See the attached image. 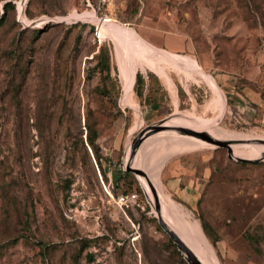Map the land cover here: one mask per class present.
I'll list each match as a JSON object with an SVG mask.
<instances>
[{
  "label": "rangeland",
  "instance_id": "374dc122",
  "mask_svg": "<svg viewBox=\"0 0 264 264\" xmlns=\"http://www.w3.org/2000/svg\"><path fill=\"white\" fill-rule=\"evenodd\" d=\"M8 1L14 7L5 8ZM127 32L155 62L137 64ZM102 43L116 99L95 67ZM136 72L146 82L147 72L157 76L161 101L140 103ZM219 79L264 88V0H0V264H188L159 225L151 190L152 201L133 172L122 177L127 164L147 173L165 220L207 264H231L230 257L217 250V260L189 221L209 224L215 244L264 264V161H236L208 141L258 158L264 106L232 103ZM88 126L106 181L86 145ZM168 160L200 187L167 183L164 192ZM253 233L258 240L248 242Z\"/></svg>",
  "mask_w": 264,
  "mask_h": 264
},
{
  "label": "crops",
  "instance_id": "0c3cea01",
  "mask_svg": "<svg viewBox=\"0 0 264 264\" xmlns=\"http://www.w3.org/2000/svg\"><path fill=\"white\" fill-rule=\"evenodd\" d=\"M136 37H139V36H136ZM131 43H132V41H131ZM140 43L142 45H144V46H140V45H138L136 43H132V45L134 46L135 50H133V49L131 50V49L126 48L130 52V55L136 60L138 65H141L145 61L146 58L154 61L152 59V55H151V52H153L152 49H150L144 42H140ZM160 52H162V53H164L166 55H170L169 53L165 52L164 50H162ZM117 61L120 64V67H121V70L123 72V75L125 77H127L128 73H127L126 66H125L124 62L122 61V59L120 57H117ZM182 64H186V63H182ZM148 66H150V65H148ZM193 66H194L195 69H197L201 73V75L199 77L203 81H205L211 88H215L217 90L218 99L221 100L222 99V95L220 93L219 88L216 86V83H215L214 79L211 76H209L206 73H204L202 67L199 64H196V65H193ZM256 81H260L259 78H257V80L255 79V82ZM219 82H221V79H219ZM221 85L223 87L226 86L225 91L227 92L228 96L232 99V101H233L232 103H240V104H242L243 102H246V103L247 102H251V103H255L258 108H261L260 106H262V105L264 106V88L263 87L255 86L254 84L244 85L243 87H237V86L231 84L230 81H226V80L222 81ZM229 88H233V89H229ZM238 89H241L239 91L240 93L238 92ZM215 93H216V91H215ZM260 122L262 124H264V115H260ZM176 164L177 163H176L175 160H168L166 166L164 167L163 180L161 181L162 185H163L164 192L169 190L168 186L166 185L167 183H168V185L171 186V188H175L176 187L179 190L180 189H188V190H190V189H192V190L198 189L200 187V182L197 184V182H196L197 179H195V177L191 178V176L189 174L190 171L185 170V169L177 170ZM179 175L183 176V183H180V184H178L176 182V178ZM202 180H200V181H202ZM203 181L206 182L207 179H204ZM178 210L186 218L187 214L183 211V209L181 207H179ZM189 222H190V225L193 227V230H195L197 232L200 231L199 224L195 225L191 221H189ZM241 242H242L241 245L244 246L245 242L242 241V240H241ZM212 249H213V251L215 253V256H216L217 260H219L218 256H217V250H218L224 256L228 255L230 257L229 261H230L231 264H236V263L258 264L256 262H254L253 260L249 259L245 254L240 252L239 249H237L236 247L231 246L230 244H228V243H226V242H224L222 240L218 241L215 244V247L212 246Z\"/></svg>",
  "mask_w": 264,
  "mask_h": 264
},
{
  "label": "trees",
  "instance_id": "16d2710c",
  "mask_svg": "<svg viewBox=\"0 0 264 264\" xmlns=\"http://www.w3.org/2000/svg\"><path fill=\"white\" fill-rule=\"evenodd\" d=\"M4 7L5 8L11 7L12 8V7H14V4L11 1H8L5 3ZM95 58L97 60L95 67L101 73L102 79H103L102 90L106 91L110 88H113L115 91V99H116L119 95V85H118V82L110 76L111 65H110V60H109V55H108V49L104 43H102L100 45L98 53L95 55ZM147 78H148V82H146L144 80V77L141 75L140 72H136V74H135L133 91L135 92L136 96L139 98L140 103L149 104V103L161 101L163 95H165L166 92L163 89H160V91H161L160 93L157 92L158 87H156V86L159 85V82H160L159 79L152 72H147ZM155 84H157V85L155 86ZM109 91H112V90H109ZM215 96H216V93H215ZM88 129H89V133L87 134L86 145L89 148H91V150L93 152V156H94V158L98 164L99 172L102 175L103 180L106 181L107 176H106V174L103 170L102 164L100 162L101 161L100 160L101 159L100 149L95 142V132H93L94 134L90 133V126H88ZM242 163H247V162H242ZM130 176H131L130 172H128L126 170L122 171V177L129 178ZM126 196L129 197V195H126ZM133 198H135V196ZM200 227H201V229H200L199 234L204 233L202 235H205V237L207 238L209 243L213 247H215V240L218 238L217 233L214 230L210 229V226L207 223H204L202 226L200 224ZM249 237L253 241L258 240V236H256L254 233L252 235L251 234L250 235L245 234V236H244V238L248 242H250ZM169 242L172 243L171 239H169ZM199 244L201 247V251H204L203 241H199ZM255 249H257L256 246H255ZM201 251H200V253H201Z\"/></svg>",
  "mask_w": 264,
  "mask_h": 264
},
{
  "label": "water",
  "instance_id": "95a60500",
  "mask_svg": "<svg viewBox=\"0 0 264 264\" xmlns=\"http://www.w3.org/2000/svg\"><path fill=\"white\" fill-rule=\"evenodd\" d=\"M208 141L213 143V144H216L217 146L226 147L228 157L232 158L236 161H239V162L264 161V150L261 152V155L258 158H245V157H240V156H234V154H233L234 152H233V149L231 147V144L227 141H223V140H219V139H213V138H208ZM125 169L127 171L133 172L137 179H138V176H142L145 178V180L147 181L148 186H149V188L153 194L154 201H155V208L157 211H159L160 202H159L157 190L155 189V187L151 183L149 177L147 176V173L140 168H133L130 164H127ZM156 217H157L158 223L161 226V228L167 233L169 238L176 245L177 249L183 255V257L185 258L187 263L188 264H202L201 261L196 256V254L191 250V248H189L187 246V244L177 235V233L167 225V223L163 220V218L159 215H157Z\"/></svg>",
  "mask_w": 264,
  "mask_h": 264
},
{
  "label": "bare ground",
  "instance_id": "6f19581e",
  "mask_svg": "<svg viewBox=\"0 0 264 264\" xmlns=\"http://www.w3.org/2000/svg\"><path fill=\"white\" fill-rule=\"evenodd\" d=\"M22 1V0H21ZM21 3V2H20ZM19 3V5H18V8H19V17H20V19L22 20V22H24V20L26 19V17H25V13H24V10H23V7H20V4ZM23 3V2H22ZM73 18H75V17H73ZM105 19H102L101 21L102 22H106V23H108V24H111V25H114V26H116V27H121V26H119V25H117V24H114V23H112V22H107V21H104ZM25 23V22H24ZM115 27V28H116ZM114 28V29H115ZM122 28V27H121ZM125 28V27H124ZM113 29V28H112ZM126 29V28H125ZM120 31V30H119ZM126 37H127V40L131 43V41H132V43H135V42H142V40L139 38V37H136V36H134V35H132V33L131 32H127L126 33ZM131 43V44H132ZM151 46V48H154L155 49V53H157V54H159L161 57H169V58H171L172 60H174V57H172V56H170V55H166V54H164V53H162V52H160V51H162V50H160V49H157V48H155V47H153L152 45H150ZM153 51V50H152ZM212 90H213V93H214V95H215V89L214 88H212ZM216 97V96H215ZM182 126V125H181ZM245 145H247V144H245ZM231 147H232V149H233V151H234V156H240L241 157V155H240V153L239 152H237L236 151V145H231ZM264 147V146H263ZM262 148V147H261ZM264 149H261V152L263 151ZM133 167V166H132ZM134 168V167H133ZM139 178H140V181L142 182V185H143V187L145 188V192H146V194L148 195V197H149V199L152 201V196H151V192H150V189H149V186H148V183H147V181L145 180V178L144 177H142V176H138ZM159 202H160V209H159V211H155V214L156 215H159V216H161L162 218H163V220L167 223V225L171 228V229H173L169 224H168V222H167V220H165V217H164V208H163V203H162V199H160L159 198ZM178 235V234H177ZM179 236V235H178ZM180 237V236H179ZM181 238V237H180ZM182 239V238H181ZM183 240V239H182ZM184 241V240H183ZM185 242V241H184ZM186 243V242H185ZM187 246H188V244H187ZM189 247V246H188ZM190 248V247H189ZM192 250V249H191ZM193 251V250H192ZM195 254H196V256L198 257V259L201 261V263L202 264H207L206 263V261L202 258V256L201 255H199L198 253H196L195 251H193Z\"/></svg>",
  "mask_w": 264,
  "mask_h": 264
},
{
  "label": "built area",
  "instance_id": "2783aa9c",
  "mask_svg": "<svg viewBox=\"0 0 264 264\" xmlns=\"http://www.w3.org/2000/svg\"><path fill=\"white\" fill-rule=\"evenodd\" d=\"M121 199L123 200V199H125V198L122 196Z\"/></svg>",
  "mask_w": 264,
  "mask_h": 264
}]
</instances>
